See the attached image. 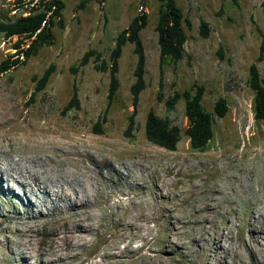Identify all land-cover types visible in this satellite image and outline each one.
Returning a JSON list of instances; mask_svg holds the SVG:
<instances>
[{
  "label": "rangeland",
  "instance_id": "374dc122",
  "mask_svg": "<svg viewBox=\"0 0 264 264\" xmlns=\"http://www.w3.org/2000/svg\"><path fill=\"white\" fill-rule=\"evenodd\" d=\"M15 1L0 0V19H16L25 14V8ZM63 1L65 28H54V44L41 48L25 65L0 73V95L6 97L10 110L2 126L8 137L23 138L32 132V126H41L54 130L55 134H49L48 140L88 143L93 145L90 150L100 149L96 157L107 180L102 182L99 178L94 161L88 162L94 178L82 175L81 182L75 183L78 180L71 177L83 195H86L84 190L92 194L90 211L97 222H93L95 230L85 246L75 252L71 250L74 241L65 233L47 243L42 240L45 238L43 225L35 226V237L27 239H32L33 249L24 246L22 257H18L10 238L22 244H27L26 240L19 237L13 216L3 217L4 213L23 214L25 209L18 202L4 203L0 206V220H3L0 223V264H53L39 259L50 249L68 260L76 259L69 264H98L96 262L101 260V264H259L242 237L250 235L254 196L261 207L264 205V190L257 194L254 191V186L257 188V184L264 182V170H260L264 167V123L255 120L254 93L248 85L250 66L259 58L264 42V0H239V6L230 0H176L191 21L192 29L185 25L188 41L184 58L176 64L164 65L165 99L175 91L183 92L200 84L206 90L204 105L208 111L213 112L221 97L226 98L229 105L225 118H215L214 138L202 150L193 149L185 134L189 124L185 102L180 101L171 110L157 97L159 0H146L144 6L140 0H103L102 4L92 0L83 9H78L81 0ZM143 9L148 13V25L141 33L147 57V88L140 97L136 126L127 135L129 117L134 111L131 94L137 65L134 46L127 44L124 48L119 71L121 88L110 107L109 72L98 70L94 57L84 66L80 63L89 51L101 53L102 59L109 61L118 35ZM202 20L210 24L208 38L199 33ZM15 41L0 34V64L16 52ZM51 66L54 72L46 88L34 95L38 85L34 77L41 79ZM258 67L264 78V52ZM75 90L80 107L69 109ZM151 110L181 129V140L175 151L147 140L145 124ZM106 112L103 133L96 134L94 126ZM12 158L5 155L0 160L5 162ZM94 181L100 184L101 191L94 189ZM196 183H199L197 188H192ZM0 185L8 187L13 183L4 181ZM90 185L92 190L88 189ZM144 189L148 197H144ZM218 189L224 191V199L215 196L214 204L211 197ZM246 190L250 202L242 201ZM117 202H120L118 217L113 214ZM48 204L51 209L48 219L53 222L59 217L57 210L65 209L66 205L60 201L56 208L51 202ZM208 204L216 211L205 217L200 210ZM234 208H238L237 214L233 213ZM40 211L44 209H36L34 213ZM206 219L222 232L221 253L215 261L207 258L208 252L211 254L214 250L215 235L213 231L204 234L200 222L205 223ZM117 220L120 226L116 225ZM75 253H80V257L72 258ZM121 254L125 257H116Z\"/></svg>",
  "mask_w": 264,
  "mask_h": 264
},
{
  "label": "trees",
  "instance_id": "16d2710c",
  "mask_svg": "<svg viewBox=\"0 0 264 264\" xmlns=\"http://www.w3.org/2000/svg\"><path fill=\"white\" fill-rule=\"evenodd\" d=\"M92 0H81L78 9H83ZM100 4L103 0H97ZM144 6L146 0H140ZM239 6V0H230ZM19 7L25 8V14L16 19H0V34L6 39H16L13 48L16 51L0 64V73L4 74L17 67L23 66L29 59L35 56L45 46H52L55 42L54 28H65L63 12L65 3L63 0H16ZM159 18L156 26L158 44L160 49V81L158 100L164 101L168 109H174L180 101L185 102V113L188 119V127L185 130L191 146L195 150L205 149L214 138L215 118H225L229 112L226 98H219L213 108V112L206 109L204 105L205 87L194 84L190 89L183 92L175 91L165 99L164 95V65L166 63H178L185 56V45L188 41L186 27L191 30L192 23L187 19L183 10L178 6L176 0H159ZM148 25V13L143 9L129 24L121 31L116 39L114 49L110 54L109 61L102 59V54L96 51L87 52L80 65H86L91 57L95 58L97 69L109 72L108 107L117 98L121 88L119 79L120 59L127 44L134 46V54L137 56V65L134 71L135 82L131 86L134 111L129 117L127 135H130L136 126V114L142 92L147 88V57L141 37L142 31ZM211 27L208 22L202 20L199 26L201 37L208 38ZM264 42L261 45L259 58L250 66L248 85L254 93V117L257 123H264V78L262 77L258 62L263 59ZM219 54L223 55L220 48ZM77 72V70H73ZM54 66L49 67L38 81L36 92L43 91L52 74ZM80 107L77 90L74 91L69 109ZM107 122V112L94 126L96 134H102ZM146 138L153 145L175 151L181 140V129L174 125L169 119H164L151 110L145 124Z\"/></svg>",
  "mask_w": 264,
  "mask_h": 264
},
{
  "label": "bare ground",
  "instance_id": "6f19581e",
  "mask_svg": "<svg viewBox=\"0 0 264 264\" xmlns=\"http://www.w3.org/2000/svg\"><path fill=\"white\" fill-rule=\"evenodd\" d=\"M0 96H1L0 157L5 155L13 157L12 160L10 161L2 162L0 160V183L4 181H10L13 183L12 186L10 185L8 187H4L3 185H0L1 186L0 206L8 202L10 203L18 202L25 209L23 214L17 212L6 214L3 212L4 219L11 218L10 215L13 216L15 221L14 224L16 225L17 232L19 233V237L21 239H25L27 243V244H22V242H20L19 240L13 239L11 237L12 235L9 236L11 237L10 241L14 243L13 252L16 256L22 257L21 250L24 246H28L30 249H33L32 246L34 245H32L31 242L32 239L29 240L27 239L33 238V236L35 237L34 227L35 226L38 227L40 224L43 225V228L41 229L44 230L45 238L42 239L43 241L47 243L56 241L61 237L62 233H65L66 235H68L70 240L74 241V243L71 244V250L75 252L78 247L85 246V243L89 240L90 236L93 234V231L95 230L94 223L97 222V219L93 217L92 212L90 211V205L92 204L91 203L92 194H87V190H84V192H86V195H83V192H81L78 188L74 186L71 177L78 180L75 183L81 182L80 177H82V175L83 176L86 175V177L89 179L94 178L93 172L88 164V162L94 161L95 164H97L96 167L98 169L97 173L100 176L99 178L102 179V182L107 180V175H105L99 167L100 160L97 159L96 157V154L99 152L100 149L99 148L97 149L95 147L94 150H90L89 148H92L93 145H88V143L77 144L71 141L66 142V141L56 140L54 138L48 140L47 136L52 133L55 134V132L53 129L43 128L41 126H32V132L28 133L23 138L8 137L6 135L5 126L2 125L4 124V122H6L4 120H6L7 113L10 110L8 109V106L6 104L7 103L5 99L6 97H2V95ZM114 154L115 155L117 154V149L114 151ZM260 170L263 171L264 167H262V169L260 168ZM114 171L116 175H119V170L115 166H114ZM255 171L256 173L258 172V170ZM94 182H95L94 189L97 192L101 191L102 188L100 184L98 185L96 181ZM262 184L260 185L257 184V188L254 186V191L256 192V194L264 190V182H262ZM197 185H199V183H196L194 186H192V188H197ZM88 189L92 190V186L90 185ZM143 192H144V197H148L147 191L145 192V189ZM248 194L249 191L246 190L245 197L242 200L243 202H248V201L250 202V198L248 197ZM114 195H117V193H114ZM223 195H225L223 190L221 189H218L216 191L214 190V193L211 197V202L212 203L216 202L217 197L215 196H223ZM58 201L66 205L65 209L57 210L59 212V217H57L56 220H54L53 222H50L49 221L50 219H48V215L51 209L48 203L51 202L52 205H54V208H56ZM119 205L120 202H117V204L114 206V208H116V211L113 214L116 217H118V211L120 209ZM260 205L261 202L256 200V197L254 196V202L252 203L253 212L250 218V235L247 238L245 236L242 237V240L244 241L246 240L248 242L250 252L253 258L255 259V262L259 264H264V243L261 244L259 242L260 240L264 241V205L263 207H261ZM36 209L38 210L44 209V212L40 211L38 213H34ZM100 210L104 211V207ZM237 210L238 208L237 209L234 208L233 213L237 214L238 213ZM215 211H216L215 208L211 204H208L207 206L203 207V209L200 210V212L203 213L202 215L205 217H209L211 214H214ZM2 222L3 220H0V223ZM202 222L200 223L202 224L203 231L205 232L204 234L208 235L210 234L211 231H213L212 233L215 235L214 250H212L211 254L209 252L207 254V258L209 260L215 261L218 259L221 253L220 241L222 239V234H221L222 232L221 229L216 227V225L213 224L212 221H210L209 219H206L205 223ZM116 225L120 226V222L118 220L116 221ZM14 237L17 236L14 235ZM202 248L203 246L201 247V249ZM4 249L5 248H3V250ZM47 251L41 257L38 256L40 261L45 260L47 263H53V264H58L59 262H62V264H69L70 261L73 262L76 260V259L68 260L67 257H64L62 255H57V253L53 249ZM78 257H80V253H75L72 255V258H78ZM116 257L124 258L125 255L121 254V255H117ZM32 258L34 257H31V259ZM102 262L103 260L98 261L96 263L101 264Z\"/></svg>",
  "mask_w": 264,
  "mask_h": 264
}]
</instances>
